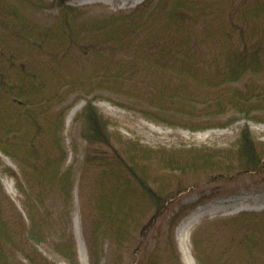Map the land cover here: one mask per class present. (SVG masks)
Instances as JSON below:
<instances>
[{"label":"trees","instance_id":"16d2710c","mask_svg":"<svg viewBox=\"0 0 264 264\" xmlns=\"http://www.w3.org/2000/svg\"><path fill=\"white\" fill-rule=\"evenodd\" d=\"M67 1L0 0V151L17 163L35 201L69 194L62 128L72 93L74 101L101 90L143 100L153 121L190 130L231 123L233 116L216 119L227 108L257 120L252 111H264V0H142L95 16ZM25 3L56 11L36 20ZM74 119L85 140L83 162L93 169L94 190L84 200L90 215L82 221L88 264H100L104 242L128 251L138 233L147 236L191 185L188 174L212 181L264 171V141L247 124L225 147L152 148L110 130L90 98ZM4 170L22 186L11 166ZM186 208L170 217L163 245L136 264H182L174 227ZM13 209L0 184V264H8L5 245L24 236V218ZM190 240L198 264H264V208L198 226ZM58 249L78 264L70 233ZM22 254L29 264H55L33 248Z\"/></svg>","mask_w":264,"mask_h":264},{"label":"rangeland","instance_id":"374dc122","mask_svg":"<svg viewBox=\"0 0 264 264\" xmlns=\"http://www.w3.org/2000/svg\"><path fill=\"white\" fill-rule=\"evenodd\" d=\"M50 1V0H48ZM142 0H68L72 5L81 6L86 16H95L105 12L127 10ZM23 11L36 20H50L56 8L49 6L39 7L25 3ZM31 11L35 14H30ZM98 95H88L85 98L74 99V93L66 98L65 102H73L65 111L63 117L62 137L66 149V158L63 166L70 167L71 186L66 199L55 194L36 198L37 192L29 187L28 179L21 173L17 163L0 151V184L5 195L13 201L15 208L22 214L24 221L16 209L12 214L23 223L20 232L23 237L14 239L5 245L8 264H29L22 254V249L33 248L43 257L55 264H68L67 258L58 249L59 240L69 233L75 247L78 264H88L87 250L83 232V216L90 215L85 198L94 190L91 184L93 169L83 162L85 140L80 136V120H75V114L80 110L86 99L90 98L99 111L111 120L109 129L117 131L123 138H131L142 144L157 148V146H210L225 147L237 137L239 130L247 124L258 141H264V111H252L259 119L248 118L242 113H234L231 108L217 115L219 121H226L230 116L235 119L225 126H213L199 130H190L179 125H168L164 122L153 121L142 112L143 100L128 98L126 95L101 90ZM206 93L201 97L205 98ZM141 101V102H139ZM117 102L125 104L119 105ZM204 104V102H203ZM144 105V104H143ZM201 107V103L197 102ZM234 114V115H233ZM9 165L18 175L23 186L4 170ZM187 179V176H184ZM188 174L185 184H190L179 193L163 213L151 224L147 236L139 233L127 249H116L113 244L104 242V253L100 264H136L142 259L144 251L162 246L165 231L170 217L181 206L186 211L174 227V239L182 264H198L194 258L190 236L198 226L206 225L219 217L237 213L240 210H259L264 208V171H248L235 174L231 177H215L205 180H190ZM52 192V191H47ZM57 192V191H53ZM39 199V200H38ZM65 206H63V204ZM30 210V211H29ZM29 211V215H28ZM31 215V216H30ZM14 218V217H13ZM188 223L187 228L184 224ZM110 245V246H107ZM39 256V254H37ZM38 258V257H37Z\"/></svg>","mask_w":264,"mask_h":264},{"label":"bare ground","instance_id":"6f19581e","mask_svg":"<svg viewBox=\"0 0 264 264\" xmlns=\"http://www.w3.org/2000/svg\"><path fill=\"white\" fill-rule=\"evenodd\" d=\"M187 226H188V223L184 224V227H186V228H187Z\"/></svg>","mask_w":264,"mask_h":264}]
</instances>
